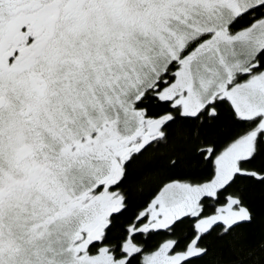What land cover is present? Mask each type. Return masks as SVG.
<instances>
[{"label": "snow or ice", "instance_id": "obj_1", "mask_svg": "<svg viewBox=\"0 0 264 264\" xmlns=\"http://www.w3.org/2000/svg\"><path fill=\"white\" fill-rule=\"evenodd\" d=\"M264 0H0V264H264Z\"/></svg>", "mask_w": 264, "mask_h": 264}, {"label": "trees", "instance_id": "obj_2", "mask_svg": "<svg viewBox=\"0 0 264 264\" xmlns=\"http://www.w3.org/2000/svg\"><path fill=\"white\" fill-rule=\"evenodd\" d=\"M250 197L257 207L258 211L264 209V189L256 188L251 191Z\"/></svg>", "mask_w": 264, "mask_h": 264}]
</instances>
